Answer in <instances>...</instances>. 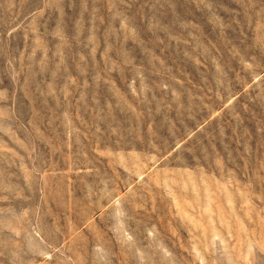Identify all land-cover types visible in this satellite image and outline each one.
Segmentation results:
<instances>
[{
	"label": "rangeland",
	"instance_id": "374dc122",
	"mask_svg": "<svg viewBox=\"0 0 264 264\" xmlns=\"http://www.w3.org/2000/svg\"><path fill=\"white\" fill-rule=\"evenodd\" d=\"M0 264H264V0H0Z\"/></svg>",
	"mask_w": 264,
	"mask_h": 264
}]
</instances>
